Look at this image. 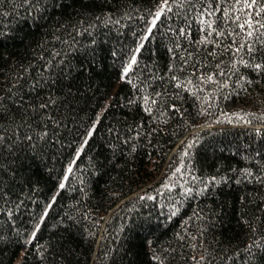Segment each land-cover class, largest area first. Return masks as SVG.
Returning <instances> with one entry per match:
<instances>
[{
  "label": "trees",
  "instance_id": "1",
  "mask_svg": "<svg viewBox=\"0 0 264 264\" xmlns=\"http://www.w3.org/2000/svg\"><path fill=\"white\" fill-rule=\"evenodd\" d=\"M156 2L42 0L39 10L26 12L22 0H0V32L5 33L0 36V89H6V82L25 69L28 77H36L48 58L55 59L53 48L73 65L84 66L56 81L60 91L55 94L61 97L56 110L68 117L62 128L54 129L57 139L49 136L41 142L38 155L28 151L0 158V163L15 167L16 178L0 188H11L7 206L11 208L15 201L19 208L13 210L11 219L0 213V264H20L28 252L32 254L24 264H159L154 255L164 264H197L193 256L204 257L199 264H250L244 251L249 239L261 247L256 238L264 240V183L244 180L236 170L264 167V132L251 130L264 129V118L249 115L251 124L235 123L244 117L233 113L264 111V77L257 80L249 72L255 82L246 90L232 84L235 91L225 86L209 92L210 100H204L197 74L214 68H197L192 73L190 87L195 93L177 86L170 79L173 70L167 67L172 59L170 22L162 15L145 38L131 78L122 80L121 61L129 57L147 28L148 21L139 14L147 15L145 10L150 12ZM105 11L112 13V23L96 19L98 15L103 19ZM90 23L95 27L85 31ZM90 38L97 42L94 60ZM196 38L193 22L192 39ZM71 41L77 47L70 55L63 53ZM19 79L23 83L24 77ZM138 80H147L149 91L166 92L165 104H179L183 116L164 112L159 103L153 113L146 112L134 87ZM204 87L217 85L208 82ZM173 92L178 96H172ZM128 100L133 103L122 102ZM108 103L110 107L97 120V113ZM153 114L157 119L152 120ZM93 122L97 126L84 143ZM82 143L81 154L76 156ZM253 152L257 155L246 160ZM69 162L73 168L61 189L59 182ZM181 162L184 175H172ZM212 176L220 182L209 183L206 178ZM202 180L209 183L203 192L191 199L183 194L184 184L195 189ZM168 183L176 187L160 191ZM144 193L149 196L141 199ZM151 193L156 197L151 198ZM5 200H0V208ZM170 203L178 205L175 215ZM45 206L49 211L34 243L24 244V233L32 230ZM36 244L44 246V259L35 253ZM256 255L252 264H264V251Z\"/></svg>",
  "mask_w": 264,
  "mask_h": 264
},
{
  "label": "snow or ice",
  "instance_id": "2",
  "mask_svg": "<svg viewBox=\"0 0 264 264\" xmlns=\"http://www.w3.org/2000/svg\"><path fill=\"white\" fill-rule=\"evenodd\" d=\"M41 3L42 0H22L26 12L39 10ZM29 5L31 6L29 7ZM2 10L0 8V11ZM145 12H148V14L140 13L139 15L142 20L146 19L148 21L147 28L142 31L138 42L131 49L129 57L121 61L122 68L119 74L122 80L131 78L130 70L139 63L138 53L141 52L145 38L152 34L153 28L157 26V21L160 20L162 15L170 22L168 31L172 33V43L169 45L168 51L171 53L172 59L167 67L173 70L170 79L177 86L195 93V89L190 87L192 73H196L197 68H214L215 71H201L197 74V80L202 82L199 87L204 93V100H210L209 92H217L225 86H227L226 90L235 91L232 84L241 85L242 89L246 90L255 82L249 72L254 73L257 80L264 77V0H157L152 5L150 12L148 10H145ZM124 15H127V13H124ZM173 15L175 21L171 23ZM102 16L103 19H100L99 15L96 17L99 23L113 22L111 12L105 11ZM118 22L117 20L116 23ZM193 22H195L197 32L195 40L192 39ZM72 27L75 29V25ZM94 27L95 23H90L85 31ZM4 34L0 32V36ZM96 43L91 38L88 40V45L92 46L93 60ZM74 47H77L76 42L71 41L67 48L63 49V53L70 55ZM80 47H83V45H80ZM51 52L55 59L48 58L42 64L41 70H37L36 77H28L26 74L27 69H25V71L18 74V77L6 82V89H0V158L28 151L38 155L43 148L41 142L47 141L49 136L53 140L57 139L54 129L62 128L64 121L68 118L65 114H61L56 110L61 101V97L55 94L60 91L56 81L70 77L76 67L82 69L84 66L73 65L70 60L65 58L64 54L58 53L55 48ZM41 55L43 54L41 53ZM43 69L48 71L45 72ZM178 71L179 74H177ZM185 73L187 75H184ZM217 74L220 76L219 80L216 79ZM19 77H24L23 83ZM164 78L165 80L169 79L167 73L164 74ZM230 80L231 84L229 83ZM208 82H213L217 87L205 88L204 84ZM134 87L139 89L137 96L142 100L146 112L153 113V106L159 103L164 105V112L176 111L183 116L179 104L170 102L165 104V101L169 99L166 92L149 91L147 80H138ZM140 93H143V95L140 96ZM171 95L178 96V93L173 92ZM204 100H201L200 103L204 104ZM122 102L129 105L133 103L132 100ZM108 107H110V103L105 104V108L100 109V112L97 113V120ZM201 111H207V108H202ZM249 115H259L264 118V111L259 113H246L243 110L234 112L233 116L244 117L243 120L234 122L251 124V120L248 119ZM161 116H163V113H161ZM155 119L157 117L153 114L152 120ZM216 119L219 120L220 117H216ZM228 119H231V117H228ZM96 126L95 122L90 125L84 137V143H87L88 138L93 135ZM137 127H141V125H137ZM251 130L258 134L264 132V129L259 126ZM133 135H140V133L134 132ZM84 143L76 149V156H80ZM133 147H135V144H133ZM182 154L186 155L187 149ZM256 155L257 153L253 152L251 155L245 156V159H253ZM182 164L183 162L177 166L172 175L177 173L180 176L184 175L180 172ZM72 168L73 164L69 162L64 177L60 179L59 188H64V181L68 178V173ZM236 171L240 172L244 180L264 183V167L245 166L243 169H237ZM14 172V165L8 164L6 161L0 163V185L15 179ZM228 178V176L223 177L225 180ZM193 179L198 178L193 177ZM206 179L209 183L212 181L220 182L215 176ZM237 179H240V177H237ZM209 183L202 180L200 186L195 189L184 184L182 192L191 199L194 198V193L198 195L207 189ZM175 187V183H168L160 188V191ZM148 196V193H144L140 198L144 199ZM155 197L156 194L151 193V198ZM5 198V206L0 208V213H6L8 218L11 219L13 210H19L15 201H12L11 208L7 206V202L12 200L11 188L7 190L0 188V200ZM173 198L179 200L180 196ZM51 200H56V196L53 195ZM169 206L172 209V215H175L179 210L178 205L170 203ZM48 211L49 206H45L38 219L33 221L32 230L24 233V244L31 245L34 243L37 230L41 227L40 222L45 219V214ZM201 216H203V213H201ZM168 218L171 219V215ZM182 223L184 222L182 221ZM201 227H203V224ZM252 228L255 230V223H253ZM188 235L190 236L191 233ZM256 239L260 240V248H257L253 240L249 239L248 245L244 249L245 258L249 260L250 264L256 260L257 252L264 251V240H261L260 237ZM192 247H195V245H192ZM34 251L41 256V259L45 258L44 246L36 244ZM31 254V252L25 253L20 264H24V259ZM233 255H239V253H233ZM152 258L158 261L159 264H164L159 255H154ZM232 258V256L228 257L229 260ZM192 259L199 264V261H202L204 257L193 256Z\"/></svg>",
  "mask_w": 264,
  "mask_h": 264
}]
</instances>
